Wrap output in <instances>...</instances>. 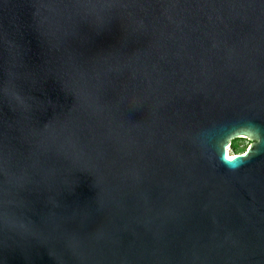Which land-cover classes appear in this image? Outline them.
<instances>
[{
  "label": "water",
  "instance_id": "1",
  "mask_svg": "<svg viewBox=\"0 0 264 264\" xmlns=\"http://www.w3.org/2000/svg\"><path fill=\"white\" fill-rule=\"evenodd\" d=\"M0 264H264V0H0Z\"/></svg>",
  "mask_w": 264,
  "mask_h": 264
},
{
  "label": "rangeland",
  "instance_id": "2",
  "mask_svg": "<svg viewBox=\"0 0 264 264\" xmlns=\"http://www.w3.org/2000/svg\"><path fill=\"white\" fill-rule=\"evenodd\" d=\"M237 143H239L241 148H244V149L247 150L248 146L250 145V143H252V141L250 139H247V138H241V139L237 140ZM228 148H229V151H230L231 154H233V153L235 154L236 153V151L234 150L232 145H230V146L228 145Z\"/></svg>",
  "mask_w": 264,
  "mask_h": 264
},
{
  "label": "trees",
  "instance_id": "3",
  "mask_svg": "<svg viewBox=\"0 0 264 264\" xmlns=\"http://www.w3.org/2000/svg\"><path fill=\"white\" fill-rule=\"evenodd\" d=\"M241 138H237L235 139L233 142H232V147L234 148V150L236 151V153H242V152H245L246 149L244 148H241L239 143H237V140H239Z\"/></svg>",
  "mask_w": 264,
  "mask_h": 264
},
{
  "label": "bare ground",
  "instance_id": "4",
  "mask_svg": "<svg viewBox=\"0 0 264 264\" xmlns=\"http://www.w3.org/2000/svg\"><path fill=\"white\" fill-rule=\"evenodd\" d=\"M227 154H228V156H233V155H235L234 153H233V154L230 153L229 148H228V150H227Z\"/></svg>",
  "mask_w": 264,
  "mask_h": 264
}]
</instances>
